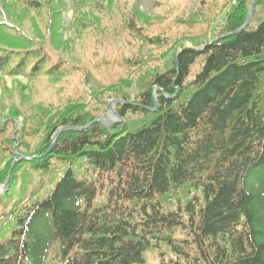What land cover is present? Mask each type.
<instances>
[{
  "label": "trees",
  "instance_id": "16d2710c",
  "mask_svg": "<svg viewBox=\"0 0 264 264\" xmlns=\"http://www.w3.org/2000/svg\"><path fill=\"white\" fill-rule=\"evenodd\" d=\"M72 1L75 12L87 3ZM234 1L222 39L201 47L128 21L139 41L128 46L129 73L95 95L123 101L114 110L124 122L93 123L76 102L24 118L41 143L33 158L12 147L0 169V264H264V0L240 32L248 0ZM51 60L44 47L0 46L10 77L67 70ZM34 174L52 188L28 202L40 189L26 196Z\"/></svg>",
  "mask_w": 264,
  "mask_h": 264
},
{
  "label": "rangeland",
  "instance_id": "374dc122",
  "mask_svg": "<svg viewBox=\"0 0 264 264\" xmlns=\"http://www.w3.org/2000/svg\"><path fill=\"white\" fill-rule=\"evenodd\" d=\"M86 2L82 8L78 5L75 12L72 0H37V9H24L13 0H0V46L20 48L30 44L44 47L52 59L47 66L61 59L67 69L61 75L41 74L31 79L0 73V129L6 130L0 135V169L6 165L4 159L10 155L12 147L17 158L20 155L33 158L36 154L34 150L41 143L40 136L31 137L24 131L26 128L29 131L32 124L26 126L24 118L33 113L62 112L68 103L76 102L84 105L83 108L102 120L105 126L124 122L113 115L117 103L123 101L112 93L110 99L99 103L95 95L129 73L126 60L132 53L128 46L134 41L139 43L138 38L131 39L127 28L131 18L139 29L153 37L159 35L171 45L177 41L179 46L201 47L222 39L223 36L218 37V34L222 33L227 10L230 5L236 6L234 0L228 6V0ZM247 7L253 16L254 0H248ZM13 26L18 29L14 39L2 35L6 27ZM191 38L194 39L191 41ZM172 50L171 55L176 52L174 48ZM155 53L159 55L160 51ZM171 55L152 65L163 67ZM132 91L121 88L115 93L130 95ZM73 112L69 110V113ZM90 125H85L84 129ZM11 140H15L13 144H10ZM39 185V191L28 202L42 199L52 188L40 184V178L34 174L26 196ZM22 187L21 183L18 189L21 191Z\"/></svg>",
  "mask_w": 264,
  "mask_h": 264
},
{
  "label": "water",
  "instance_id": "95a60500",
  "mask_svg": "<svg viewBox=\"0 0 264 264\" xmlns=\"http://www.w3.org/2000/svg\"><path fill=\"white\" fill-rule=\"evenodd\" d=\"M251 12L249 13V16H248V19H247V22L245 23V25L238 31V32H240V31H242V30H244V29H246V27L249 25V23H250V20H251ZM58 136V135H57Z\"/></svg>",
  "mask_w": 264,
  "mask_h": 264
}]
</instances>
